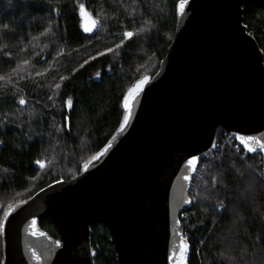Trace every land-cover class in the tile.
Instances as JSON below:
<instances>
[{"label":"trees","instance_id":"1","mask_svg":"<svg viewBox=\"0 0 264 264\" xmlns=\"http://www.w3.org/2000/svg\"><path fill=\"white\" fill-rule=\"evenodd\" d=\"M177 2L0 0V219L10 205L77 174L108 141L122 119L127 88L159 68ZM80 5L96 22L90 33L81 27ZM243 8L244 24L264 56V6ZM123 31L134 35L125 39ZM234 143L219 128L216 146L198 168L210 163L192 178L191 205L179 218L190 244L188 264H264V181L253 172L263 159L241 146L235 150ZM38 160L43 167L34 164ZM39 226L59 237L51 219H40ZM90 244L94 264H116L101 223L91 227Z\"/></svg>","mask_w":264,"mask_h":264},{"label":"water","instance_id":"2","mask_svg":"<svg viewBox=\"0 0 264 264\" xmlns=\"http://www.w3.org/2000/svg\"><path fill=\"white\" fill-rule=\"evenodd\" d=\"M181 2L158 70L127 88L122 119L108 141L77 174L5 209L3 264H94L90 235L96 223L108 232L116 264H173V251L190 245L181 237L179 218L191 205L199 161L193 171L188 160L213 149L222 128L264 162V150L250 153L236 139L264 137V56L243 19L244 5L264 6V0H187L183 12ZM80 14L83 31L92 32L95 20L85 9ZM144 77L142 90L130 94ZM34 219V230L45 236L31 235ZM40 219L52 220L57 239L39 226ZM189 256L190 247L186 264Z\"/></svg>","mask_w":264,"mask_h":264},{"label":"snow or ice","instance_id":"3","mask_svg":"<svg viewBox=\"0 0 264 264\" xmlns=\"http://www.w3.org/2000/svg\"><path fill=\"white\" fill-rule=\"evenodd\" d=\"M187 2V0H182L181 4H180V11L183 12V9H184V4ZM80 9H81V13L83 14V5H80L79 6ZM96 22L93 21V26H95ZM3 29L5 30V33H7V30L9 28V26L7 24H4L3 26ZM92 29L91 28H86L85 31H91ZM134 33L133 32H125L124 33V38L125 39H129L131 37H133ZM124 43V40H121L120 41V44H118L116 47L119 48L122 44ZM108 52H111L112 49H107ZM7 55V53H5ZM103 53H101L102 55ZM94 59V57H93ZM24 63H28L27 61H24ZM85 63H87V61H85ZM83 65H81L82 67ZM97 75H99V73H97ZM66 79V77H61V80H64ZM148 82V77H144L142 80L138 81L137 84L135 85L134 89H130L129 90V93L132 94V93H135V94H138L142 88H143V85L146 84ZM57 88L60 87L59 84L56 85ZM127 97L125 98V107H128L127 105ZM26 103L25 99L21 98L19 100V104L21 105H24ZM68 105L71 106V99H69L67 101ZM129 119V116L128 115H125L124 116V124L127 123ZM124 124L121 125V129L124 127ZM236 139H239V141L241 142V144L244 146V149H246L248 152L250 153H254L257 151V147L260 148L261 150H264V137H257V136H245V135H239L238 137H236ZM111 146V142H109L108 145L105 146V148L101 151V153H98L97 156L99 155H103L104 152L107 151V149ZM97 156H93L92 159L95 160L97 159ZM199 161V158L196 157V156H192L191 159L188 160V165L189 167L193 168V171H195V165L198 163ZM37 164H41L42 162L41 161H36ZM85 169H87V164L85 165ZM189 177H185V179H188ZM190 201H185V203H189ZM21 203H24L23 201H21ZM12 207L13 206H9V211L12 210ZM8 216H9V212H5L4 213V220H7L8 219ZM35 224H36V221L35 219L32 221V224H31V228H32V231H31V235L33 236H37V237H43L46 235V233H43V232H38V231H35L34 230V227H35ZM4 231V223L3 221H0V232ZM51 238L49 237V240ZM55 245L57 247L60 246L61 242L60 241H55L54 242ZM190 245H188L187 243H183L181 246H180V249H179V252L177 251H173L172 255L169 256V259L173 261V264H186V259H187V256H188V249H189ZM33 255L35 256V252H33ZM37 259H39V257H37ZM0 264H3V261H0Z\"/></svg>","mask_w":264,"mask_h":264},{"label":"built area","instance_id":"4","mask_svg":"<svg viewBox=\"0 0 264 264\" xmlns=\"http://www.w3.org/2000/svg\"><path fill=\"white\" fill-rule=\"evenodd\" d=\"M232 138H233V137H232ZM215 146H216V143H215ZM215 146H214V147H215ZM239 146H240V145L235 141V143L233 144V148H234L235 150H238V149H239ZM202 156H206V152L203 153ZM258 165L261 167V177L264 178V162H259ZM201 173H202V167H201V168H198V166H197V169H196V171H195V173H194L193 176H195L196 178H199L200 175H201ZM192 178H193V177H192ZM189 192H193V188H192V180H191V183H190ZM181 237L184 238V239L186 240V238H185L186 235H184L183 233H182Z\"/></svg>","mask_w":264,"mask_h":264},{"label":"rangeland","instance_id":"5","mask_svg":"<svg viewBox=\"0 0 264 264\" xmlns=\"http://www.w3.org/2000/svg\"><path fill=\"white\" fill-rule=\"evenodd\" d=\"M125 32H130V31H123V34L125 33ZM209 160H211V158L209 159H207L206 161H204L205 163H203V165H202V172L204 173L205 172V169H206V167H207V165L210 163V161ZM37 167H43V162L41 163V164H37L36 162L34 163ZM253 172L262 180V181H264V178L263 177H261V170H254L253 169Z\"/></svg>","mask_w":264,"mask_h":264}]
</instances>
